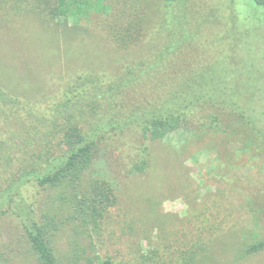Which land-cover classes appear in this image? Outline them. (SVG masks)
<instances>
[{
	"label": "rangeland",
	"instance_id": "374dc122",
	"mask_svg": "<svg viewBox=\"0 0 264 264\" xmlns=\"http://www.w3.org/2000/svg\"><path fill=\"white\" fill-rule=\"evenodd\" d=\"M235 1L245 43L241 59L226 62L240 69L244 58L254 66L246 76L233 75L238 92L228 96L243 104L242 114L251 113L264 134V8L254 0ZM131 3L136 21L143 18L149 31L157 0H107L103 11L87 20L53 11L54 0H0V264H37L5 191L13 179L42 167L47 156L37 159L39 144L53 145L45 128L69 82L86 69L128 55L110 31L116 17L134 13L128 10ZM229 40L237 41L233 36ZM226 103L224 109L213 104L210 110L237 109L235 103ZM235 120L224 122L243 132ZM259 138L264 141V135ZM243 147L218 127L187 130L151 143L145 174H124L120 169L126 157L109 158L102 150L76 188L54 191L33 179L17 188L34 213L57 214L53 246L61 264H89L87 257L96 255H110L113 264H182L193 245L208 253L212 243L264 240V151ZM102 177L112 181L117 198L107 228L100 235L95 232L100 219L94 230L84 231L81 225L78 233L70 199L75 191H86L90 180ZM76 253L83 258L76 261ZM216 255L224 264H264V249L239 262L226 260L220 250Z\"/></svg>",
	"mask_w": 264,
	"mask_h": 264
},
{
	"label": "trees",
	"instance_id": "16d2710c",
	"mask_svg": "<svg viewBox=\"0 0 264 264\" xmlns=\"http://www.w3.org/2000/svg\"><path fill=\"white\" fill-rule=\"evenodd\" d=\"M106 1L54 0L52 10L87 20L92 13L103 11ZM254 1L264 8V0ZM134 5L128 6L134 13L116 17L110 31L119 48L128 55L124 60L113 57L96 70L86 69L69 82L64 98L48 120L49 127L45 128V136L53 137V145L48 148L49 141L39 144L37 159L47 156L42 167L13 179L5 191L7 204H15L13 210L21 217L37 264H61L53 246L57 214L48 210L41 216L34 213L32 205L20 196L19 183L33 179L39 186L54 191L76 188L102 150L109 158L126 157L120 169L124 174H145L150 167L151 143L187 130L218 127L241 141L245 148L247 145L264 151V141L259 138L264 135L263 130L254 124L251 113L247 117L242 114V103L228 96L238 92L232 86L233 75L239 72L246 76L254 66L243 57L241 70L226 62L232 57L240 60L245 43L241 42L245 33L241 31L244 26L236 1L157 0L149 31L144 28L143 18L136 21ZM122 8L125 10L127 6ZM231 36L237 41L230 42ZM227 101L235 103L237 109L230 106L231 110L218 113L210 110L213 104L226 108ZM231 117L243 132L238 126L224 122ZM86 187L82 194L75 191L70 199L73 218L79 221L76 231L80 233L81 225H85L84 231L94 230L102 219V225L95 231L100 235L117 203L115 188L104 177L90 180ZM14 195L18 196V202ZM59 198L68 199L62 195ZM91 244L96 247L97 243L93 240ZM198 245L190 248L192 253L182 256V264H224L216 255L218 250L225 258L228 256L226 260L239 262L260 253L264 240L231 246L226 242L222 246L212 243L208 253ZM82 258L77 254L74 259ZM87 259L89 264L93 260L94 264H113L110 255Z\"/></svg>",
	"mask_w": 264,
	"mask_h": 264
}]
</instances>
